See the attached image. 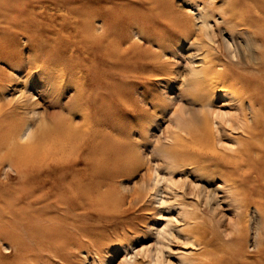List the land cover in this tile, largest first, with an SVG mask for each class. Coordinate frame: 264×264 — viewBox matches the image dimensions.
<instances>
[{"label": "rangeland", "instance_id": "1", "mask_svg": "<svg viewBox=\"0 0 264 264\" xmlns=\"http://www.w3.org/2000/svg\"><path fill=\"white\" fill-rule=\"evenodd\" d=\"M242 1L164 0L172 12L179 14L176 15L180 17L178 20L183 19L180 24L168 25L160 20L144 25L141 13H137L131 21L127 19L115 26L109 23L116 19L115 15L111 16L103 8L86 12L87 8L79 7L77 0H57L56 6L47 0H0V101L4 105L0 110V139L17 136L26 125L35 132L38 127L59 119L79 125L83 116L86 117L93 126V135L109 137L108 145L105 144L113 150L105 166L112 177L100 190L111 191L110 201L123 198L126 207L123 215L105 211L107 213L77 217L79 228L83 230V233L78 232L82 235L72 239L58 237L50 245L33 243L34 252L38 254L28 257L31 261L17 262L11 248H1L0 264H38L39 260V264H146L144 261L156 264L133 254L142 245L154 251L163 242L166 243L162 253L164 264H257L264 261V210L261 217L251 203H258L261 209L259 203L264 204V197L251 185L241 186L239 197L250 202L238 209L226 191L219 189V205L213 202L211 208H207L199 204L194 185H206L201 182L204 183L205 174L212 171L213 165L206 167V162H199L196 166L186 163L172 166L165 153L171 149L175 134V113L180 114L191 129L200 123L195 85L198 81L206 86L218 82L209 75L202 76L200 71L209 59L217 57L212 47L220 39V32L228 35L229 28L222 22L223 17H229V12L225 11L232 7L236 13L244 12ZM254 7L264 13L261 0ZM75 11L86 12L83 18L95 19V33L100 34L103 29L110 32L108 49L91 48L74 40L75 27L56 24L62 14L71 16L70 12ZM103 15L109 19L104 25L99 21ZM263 26L264 20L260 19L252 28L257 30L256 39L261 45L264 38L259 32L262 33ZM87 32L92 30L87 29ZM51 51H56L53 57ZM256 53L253 51L250 55ZM262 57L257 59L256 68L244 63L228 64L235 76L224 80L227 89H255L257 83L263 82ZM243 76L249 79L246 85L235 82V77ZM80 90L83 101L79 100ZM222 94L211 101V107L231 110L226 95ZM227 142L236 146L232 141ZM6 150L0 142V156ZM198 164L203 168L197 167ZM156 165L159 175L170 181L169 186L164 180L160 182L162 201L152 191L150 195L134 196L151 181L149 176ZM89 170L84 169L80 174L86 175ZM62 172L63 168L54 169L47 175L36 170L10 169L6 165L0 171V225L16 223L15 220L26 214L25 204L30 200L40 199L32 202L37 207L42 202L45 204L47 188L51 187L49 182L57 181ZM211 183L207 188L214 190L222 182L214 179ZM49 217L53 222L62 223L56 213ZM45 222L47 224V219ZM194 227H198L197 231ZM162 228L172 233L169 240L158 235L157 231ZM198 238L205 241L204 246L191 245L192 241L198 243ZM3 242L7 246L6 241Z\"/></svg>", "mask_w": 264, "mask_h": 264}, {"label": "bare ground", "instance_id": "2", "mask_svg": "<svg viewBox=\"0 0 264 264\" xmlns=\"http://www.w3.org/2000/svg\"><path fill=\"white\" fill-rule=\"evenodd\" d=\"M47 1L54 6L58 5L57 0ZM257 1L258 0H243L240 2L241 6L245 9V13H236L231 7V9L225 11V13L229 12V17L222 18L221 15L223 20L221 21L225 23H223L224 25L227 24V28H229L228 35L225 36L220 32V39L213 43L214 46L212 47L217 51V57L209 59L207 66L200 71V73L202 72V76L205 77L209 75L214 79L216 78L218 82L206 86L203 81H198L195 85L198 88L195 89V97L200 103V123L196 125L194 129H191L182 119L181 115L174 112V128L176 130L171 143V149L166 150L165 153H167L172 166H182L185 163L188 165L194 164L196 166L199 162H206V167L209 165L212 167L213 165L212 171L205 174L206 178L204 179V183L201 182L206 185H194V187L197 188L199 204L205 205L207 208H211V203L213 202L216 204L218 203L217 190L219 189L226 191V195L233 199L236 204L235 207L238 209L246 207L247 205L245 206V204L250 202L248 200L243 201L239 197L241 193L238 189L241 186L244 188L247 185H251L252 189L257 190L256 193L259 196L264 197V190L262 191V189H264V81L257 83L255 89H243L240 91L227 89V85L224 82L227 77L235 76V72L228 67V64L234 63L241 65L244 63L246 66L256 68L255 65L259 63L257 59H261L262 55H264V42L263 45L259 43L256 39L257 30L252 29L258 24L260 19L262 21L264 20V13H261L254 7ZM77 2H79V7L87 8L86 12L91 13L95 9L103 8L110 12L111 16L115 15L116 19L113 18L109 22L112 25H117L118 22L121 23V21L123 23L127 19L131 21V19L134 18L133 16L137 13H141L142 23L144 25L155 24L160 20L167 24H180V22L183 21L182 18L180 21L178 20L180 17L176 15L179 14H175L174 11L172 12V9H169L170 6H167L164 0H77ZM88 2L92 3L87 6ZM261 3L264 5L262 0ZM86 12L84 13L86 14ZM84 13L75 11L74 13L70 12L71 16L62 14L63 17L61 16L60 22L56 24L60 27L66 24L70 27H75L74 29H77V32L74 35V40L86 43L91 48L98 47L103 49V51L104 49H108L111 37L110 32L103 29L100 34L95 33L93 31L97 30L95 19L83 18L82 15ZM108 16H100L102 19H99V21L104 25ZM33 19L34 18H32V20ZM139 24H141V21ZM87 29H91L92 32H87ZM259 34L264 38V26L262 33L259 32ZM235 37L238 38V40L235 39ZM238 42L239 45L237 44ZM253 51L257 52L255 56L250 55ZM53 52L51 53L52 57ZM207 52L208 50L206 53ZM110 55L113 56L112 54ZM222 57H225L226 61H223ZM55 58H58V56L55 55ZM139 63L140 62H138V64ZM235 79V82L242 85H246L249 82L246 76L241 78L235 77ZM222 93L226 95L225 99L229 102L228 107L231 108V110L219 108L214 110V108L211 107V101ZM79 96V100H81L82 90L79 91ZM84 101H86V99ZM3 107L4 105L0 101V110H2ZM19 107L22 108L23 106L19 105ZM60 114L58 115L60 116ZM83 118V122L79 125H72L68 120L59 119L51 124H44L38 127L35 132L30 130L26 125L17 136L9 137L5 140L1 137L0 142H2L4 147L6 146L7 150L0 156V171L4 170V167L7 165L10 169L14 167L17 170H36L39 173L43 172L47 175L54 169L59 170L63 168L64 172L59 174L60 176L57 178V181L49 182L51 187L47 188V202L45 204L40 202L42 205L37 207L32 202H36L40 199L30 200L25 204L26 214L15 220L16 223L0 225V255L1 248H11L12 251H14V260L22 262L20 260L29 259L28 257L31 258L33 255L36 256L38 254L34 252L33 243H47V245H50L58 237L72 239L83 233V230L79 228L80 223L77 220V217L81 215L98 214L101 212L104 213L105 211H111L110 214L114 215H120L121 213V215H123V212L126 211L123 198H114L113 201H110L108 198L112 197L109 195L111 191L106 190V188L103 192L100 190L101 187L105 185L104 183H107L112 177L110 175L112 173L105 170V166L108 165V160L112 156L111 152L113 151L112 149L110 151V147H107L105 144L107 143L108 145L110 139L105 136H94L92 124L88 122L86 117L83 116ZM227 141H232L236 146H231ZM180 160L184 162H179ZM199 165L200 164H198L197 167L203 168L201 167L202 164L201 166ZM257 165H261L263 169H260L261 167ZM157 166L158 165H156L153 174L149 176V181H151L145 183L142 190L136 191L134 196L140 197L145 196V194L150 195L153 193L155 197H159V200L162 201V197L160 196L162 192L160 182L164 180L166 181V185L169 186L170 181L166 176L159 175L160 173ZM88 168H90L88 174H80V171ZM214 179L221 180L223 184L221 183V186H217L214 190L208 189L207 185L212 184L211 182H213ZM108 184L106 187L109 188ZM27 193L29 192H26V194ZM30 196L32 197L31 194ZM136 202L135 200L134 203ZM251 203L259 215L263 217L262 211L264 210V204L261 205L260 202L259 206L261 209H259L257 206L258 203ZM200 206L199 208L201 209ZM194 207L196 208V206ZM200 211L201 210H199V212ZM51 213L58 214L63 224L55 222V220L54 222L51 221L52 219L49 217ZM28 215L31 216L29 219L27 217ZM254 217H256V215ZM190 218L192 220V217H189V219ZM46 219L47 224L45 222ZM48 221L51 223H48ZM197 228L198 227H194V231H197ZM131 229L132 226L130 230ZM157 233L160 235L161 239L166 240H169L168 237L172 234L164 228L158 230ZM4 240L7 246L3 245V243H5L3 242ZM194 243L204 246L205 241L199 239L198 243L192 241L191 245ZM162 244V246L156 247L154 251L142 245L139 250L133 251V255H142V257L147 258L148 263L154 262L156 264H164L162 253L163 246H166V243L163 242ZM258 244L257 241L256 245ZM259 251H261V249H259ZM131 257H129V259ZM29 260L31 261V259ZM39 261H37L38 264L40 263ZM46 261L47 260H45V262ZM133 262L134 260H132V263ZM144 262L147 264V261ZM257 264H264V261L262 260L261 263L257 262Z\"/></svg>", "mask_w": 264, "mask_h": 264}, {"label": "snow or ice", "instance_id": "3", "mask_svg": "<svg viewBox=\"0 0 264 264\" xmlns=\"http://www.w3.org/2000/svg\"><path fill=\"white\" fill-rule=\"evenodd\" d=\"M97 264H98V262H97Z\"/></svg>", "mask_w": 264, "mask_h": 264}]
</instances>
